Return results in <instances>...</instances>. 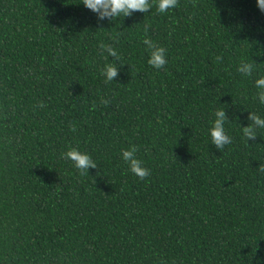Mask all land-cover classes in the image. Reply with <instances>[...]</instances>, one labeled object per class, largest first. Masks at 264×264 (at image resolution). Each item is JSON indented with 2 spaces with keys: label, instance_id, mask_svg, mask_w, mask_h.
Masks as SVG:
<instances>
[{
  "label": "trees",
  "instance_id": "obj_1",
  "mask_svg": "<svg viewBox=\"0 0 264 264\" xmlns=\"http://www.w3.org/2000/svg\"><path fill=\"white\" fill-rule=\"evenodd\" d=\"M145 36L167 49L163 68ZM101 44L125 63L113 82ZM257 75L256 0L115 21L82 0H0V264H264V129L248 142L241 129L264 116ZM216 108L233 137L222 149L207 135ZM129 145L144 179L121 158ZM70 147L97 166L81 173Z\"/></svg>",
  "mask_w": 264,
  "mask_h": 264
},
{
  "label": "clouds",
  "instance_id": "obj_2",
  "mask_svg": "<svg viewBox=\"0 0 264 264\" xmlns=\"http://www.w3.org/2000/svg\"><path fill=\"white\" fill-rule=\"evenodd\" d=\"M85 8L93 12L98 21L111 20L115 21L121 16L126 17L139 11L141 13L148 12L149 9L156 10L160 13L167 12L177 6L178 0H82ZM256 5L261 12H264V0H256ZM147 31V29H145ZM148 52L147 64L155 69L163 68L168 63L167 49L164 46L154 43L151 39L145 36L142 40ZM101 55L105 56L107 63L101 68V74L105 82H113L121 70V65L125 64L120 57L117 49L107 44H101ZM113 57L110 61L108 58ZM219 59V57H218ZM116 61H119L117 63ZM237 71L245 77H252L256 71V65L248 60H242L237 65ZM255 86L254 100L264 105V75H257L253 81ZM107 103V101H104ZM214 118L210 121V126L207 129V135L210 142L216 148L222 149L225 145L231 144L233 137L229 135L226 125L230 122L225 108H216L213 113ZM247 119L251 122L247 126L241 127L242 135L249 139L257 137L256 129H264V116L256 112H248ZM137 146L129 145L121 150V158L127 163L129 170L139 177L144 179L150 175V169L144 166L143 161L137 157ZM62 158L71 161L73 166L81 173H88L89 168H95V161L91 154L87 151H82L77 147H70L62 153Z\"/></svg>",
  "mask_w": 264,
  "mask_h": 264
}]
</instances>
